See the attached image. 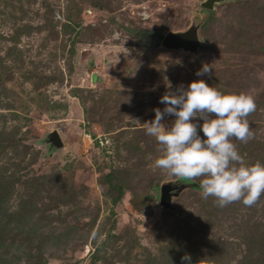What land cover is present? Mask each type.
I'll return each instance as SVG.
<instances>
[{"label": "rangeland", "instance_id": "1", "mask_svg": "<svg viewBox=\"0 0 264 264\" xmlns=\"http://www.w3.org/2000/svg\"><path fill=\"white\" fill-rule=\"evenodd\" d=\"M203 1L0 0V264H264V195L217 207L154 167L142 126L193 81L250 93L255 138L234 143L264 164V0ZM191 26L196 54L157 38Z\"/></svg>", "mask_w": 264, "mask_h": 264}, {"label": "clouds", "instance_id": "2", "mask_svg": "<svg viewBox=\"0 0 264 264\" xmlns=\"http://www.w3.org/2000/svg\"><path fill=\"white\" fill-rule=\"evenodd\" d=\"M211 70L204 65L196 75ZM160 103L165 105L163 110L153 109L155 118L142 124L162 152L154 167L168 177L199 180L202 198L213 197L217 207L234 202L255 206L264 195V164L245 165L234 143L247 144L255 138L248 121L257 109L255 97L245 92L224 94L198 80L167 92ZM165 116L175 117L171 126L162 123ZM197 120L203 123L193 122ZM198 128L206 139L198 135Z\"/></svg>", "mask_w": 264, "mask_h": 264}, {"label": "water", "instance_id": "3", "mask_svg": "<svg viewBox=\"0 0 264 264\" xmlns=\"http://www.w3.org/2000/svg\"><path fill=\"white\" fill-rule=\"evenodd\" d=\"M222 1L223 0H204L200 6L205 10L211 11L214 9L216 3ZM162 46L168 50H182L184 52L196 54L197 50L201 47L198 37V26H191L185 32L167 33L162 40ZM44 144L53 150H61L63 148V143L57 131L48 133L44 140ZM176 189L177 188H173L170 185H163L161 187L160 204L165 209L171 208V191ZM172 195L176 194L173 193Z\"/></svg>", "mask_w": 264, "mask_h": 264}, {"label": "trees", "instance_id": "4", "mask_svg": "<svg viewBox=\"0 0 264 264\" xmlns=\"http://www.w3.org/2000/svg\"><path fill=\"white\" fill-rule=\"evenodd\" d=\"M72 11H73L74 14H71V16H70L71 18H70V19H71L73 22H75V24H78V23H76V21H74V19H73L74 17H73V16H74V15L77 16V15L80 14V12H81L80 5H78V4H76V3H73ZM204 11L207 12V13H209V14H212V12L209 11V10H207V11L204 10ZM157 38H158V40L162 41L164 37H163L162 35H157ZM160 192H161V191H160ZM172 192H177V191H176V190H172L171 193H172Z\"/></svg>", "mask_w": 264, "mask_h": 264}]
</instances>
